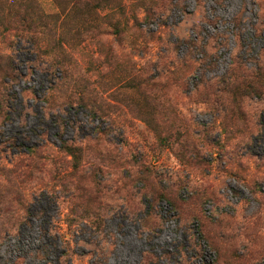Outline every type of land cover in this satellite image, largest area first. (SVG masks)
Here are the masks:
<instances>
[{"label":"rangeland","instance_id":"1","mask_svg":"<svg viewBox=\"0 0 264 264\" xmlns=\"http://www.w3.org/2000/svg\"><path fill=\"white\" fill-rule=\"evenodd\" d=\"M259 64L264 0H0V264H264Z\"/></svg>","mask_w":264,"mask_h":264},{"label":"trees","instance_id":"2","mask_svg":"<svg viewBox=\"0 0 264 264\" xmlns=\"http://www.w3.org/2000/svg\"><path fill=\"white\" fill-rule=\"evenodd\" d=\"M261 71V72H260ZM250 76L253 77L252 81L247 82V94H257V91L254 87V85L259 84L262 88V90H264V64H262V66L259 64L258 67V73H250ZM238 80H243L244 76L239 75L237 76ZM260 92V90H259ZM264 112L261 114V118L259 121V126L261 128V131H264ZM61 144L63 145V147H65L67 154H69L72 158H73V163H74V168L76 169L78 167V162H79V157L76 153V150L74 148L68 147L65 145L64 141H61ZM72 219L70 221L67 222V225H70Z\"/></svg>","mask_w":264,"mask_h":264}]
</instances>
